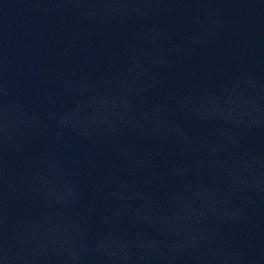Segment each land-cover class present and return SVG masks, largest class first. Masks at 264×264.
<instances>
[{"label":"water","instance_id":"water-1","mask_svg":"<svg viewBox=\"0 0 264 264\" xmlns=\"http://www.w3.org/2000/svg\"><path fill=\"white\" fill-rule=\"evenodd\" d=\"M0 264H264V0H0Z\"/></svg>","mask_w":264,"mask_h":264}]
</instances>
